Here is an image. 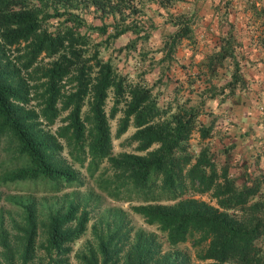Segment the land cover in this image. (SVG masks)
<instances>
[{
  "label": "trees",
  "instance_id": "16d2710c",
  "mask_svg": "<svg viewBox=\"0 0 264 264\" xmlns=\"http://www.w3.org/2000/svg\"><path fill=\"white\" fill-rule=\"evenodd\" d=\"M111 1L0 0V141L14 142L18 163L23 158V164L6 178L28 180L43 191H58L82 184L75 169L55 157L64 146L71 161L86 163L90 174L108 158L117 176L123 174L125 179L113 182L105 178L102 189L118 199L137 197L139 203L132 205L133 210L148 223L156 224L171 246L191 242L201 248L197 255L206 264H264V219L243 223L233 216L235 210L247 207L259 190V181L253 179L237 187L229 177L226 162L218 167L204 149L197 155L187 149L194 129L201 137L211 135V125L197 124L199 110L187 108L161 119L163 110L152 101L148 87L120 74L98 49L88 51L90 38L79 28L83 19L77 9L93 5L102 13L111 12L115 9ZM55 16L60 20L49 28ZM174 25L163 40L168 57L192 31L186 16L175 20ZM129 29V25L118 26L110 35L118 37ZM106 30L101 28L103 33ZM13 50L17 53L11 58ZM41 56L49 58L48 64L38 66L35 82H13L18 72L28 73ZM243 83L236 64L228 84L230 91ZM110 91L113 101L107 111ZM32 100L39 105L37 111L26 107ZM119 111L122 115L115 135L120 136L133 125L130 139L137 142L138 151L144 152L111 154L109 119ZM60 117L63 122L51 129ZM154 144L157 146L150 149ZM192 191H210L217 205L185 196ZM161 200L173 203H158ZM27 213L30 231L33 222ZM73 220V229L63 228ZM87 221V211L76 216L74 205L63 215L50 217L45 244L50 253L47 264L65 261L67 245L84 231ZM99 249L101 264L110 262L108 242H101ZM134 253V258L123 264H144L147 258L137 246Z\"/></svg>",
  "mask_w": 264,
  "mask_h": 264
},
{
  "label": "rangeland",
  "instance_id": "374dc122",
  "mask_svg": "<svg viewBox=\"0 0 264 264\" xmlns=\"http://www.w3.org/2000/svg\"><path fill=\"white\" fill-rule=\"evenodd\" d=\"M114 11L102 13L93 5L77 9L83 19L79 28L88 34V51H99L115 69L133 83L148 87L152 101L162 111L161 119L174 112L199 110L197 124L211 125V135L201 137L194 129L187 149L197 155L202 149L217 166L229 165V177L241 187L250 180L259 181V190L245 209L235 210L234 218L250 223L264 219V0H112ZM188 17L192 31L176 46L172 56L165 55L163 40L175 28V20ZM66 16H62L64 18ZM52 17L49 28L59 22ZM130 28L118 37L110 34L118 26ZM107 30L101 31L102 27ZM13 50L10 57L16 56ZM49 58L41 56L27 73H17L14 83L35 82L39 67ZM13 60V59H12ZM237 64L244 83L230 91L229 82ZM113 101L109 92L106 110ZM34 100L27 108L38 110ZM65 113V112H64ZM64 115V114H63ZM62 115V116H63ZM122 112L109 119L112 133L111 154L138 151L130 139L133 125L120 136L115 135ZM63 122L58 118L50 128ZM200 122V123H199ZM157 144L152 145L155 148ZM16 144L0 141V264H47L50 253L45 249L46 230L52 215H63L70 205L76 216L86 210L88 221L63 255L60 264H101V242H108L112 260L123 264L134 258L137 246L146 256L144 264H206L198 257L201 249L186 241L171 246L156 224L148 223L133 210L139 203L116 198L101 187L105 178L122 182L123 174L114 172L108 158L94 174L71 161L64 146L55 155L72 166L81 185L64 186L58 191H43L28 180L11 181L6 176L22 165L18 163ZM194 160V159H193ZM217 205L210 191L185 194ZM158 203L171 204L173 200ZM33 226L27 231L26 216ZM76 220L66 222L64 229L74 228ZM29 226V225H28ZM144 242V243H142ZM264 250V240L261 241ZM211 262V261H208Z\"/></svg>",
  "mask_w": 264,
  "mask_h": 264
}]
</instances>
